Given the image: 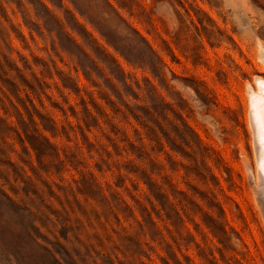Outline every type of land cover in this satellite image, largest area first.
I'll return each mask as SVG.
<instances>
[{
	"label": "rangeland",
	"instance_id": "obj_1",
	"mask_svg": "<svg viewBox=\"0 0 264 264\" xmlns=\"http://www.w3.org/2000/svg\"><path fill=\"white\" fill-rule=\"evenodd\" d=\"M257 78L264 0H0V264H264Z\"/></svg>",
	"mask_w": 264,
	"mask_h": 264
},
{
	"label": "bare ground",
	"instance_id": "obj_2",
	"mask_svg": "<svg viewBox=\"0 0 264 264\" xmlns=\"http://www.w3.org/2000/svg\"><path fill=\"white\" fill-rule=\"evenodd\" d=\"M257 91L251 93L250 123L253 129L255 150L260 175L257 193L264 208V80L257 78ZM259 178V177H258Z\"/></svg>",
	"mask_w": 264,
	"mask_h": 264
},
{
	"label": "trees",
	"instance_id": "obj_3",
	"mask_svg": "<svg viewBox=\"0 0 264 264\" xmlns=\"http://www.w3.org/2000/svg\"><path fill=\"white\" fill-rule=\"evenodd\" d=\"M17 137L19 139V142L21 143L23 150L27 152V149L25 147V142H27L30 150L32 151V153L34 154V157L36 159V162L39 165L42 164V162L44 161V159H47L48 157H51L52 154H55L56 159H58V155H57V149L54 148V146L49 142V140L45 137H43L42 135H37L36 137L34 135L32 136H28L27 134H25V140L21 138V136L19 134H17ZM53 137V135H52ZM47 149L48 153L50 152L51 154L43 153L44 151L41 152V149L44 148ZM47 154V155H45ZM27 155L28 152H27Z\"/></svg>",
	"mask_w": 264,
	"mask_h": 264
}]
</instances>
